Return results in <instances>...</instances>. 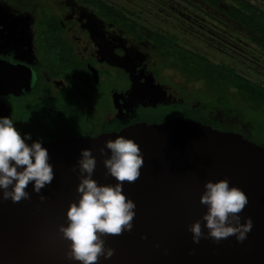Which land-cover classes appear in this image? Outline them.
<instances>
[{"label":"water","instance_id":"1","mask_svg":"<svg viewBox=\"0 0 264 264\" xmlns=\"http://www.w3.org/2000/svg\"><path fill=\"white\" fill-rule=\"evenodd\" d=\"M90 68L99 82L98 70ZM31 73L24 63L0 58V95L28 93ZM121 135L134 139L145 159L140 177L123 182L126 197L137 205L136 216L131 232L106 238V246L115 253L110 260L101 257L99 264H264V146L239 132L183 116L157 123L139 121L92 137L61 135L43 141L54 180L41 194L30 183L26 188L30 199L0 200V264H80L66 259L69 242L59 232V226L66 225L70 203L79 199L80 180L73 166L81 149L90 148L97 158L93 179L117 183L105 177V157L99 148ZM222 179L246 193L249 203L240 215L251 217L253 228L243 243L235 236L219 244L203 238L194 243L188 228L207 211L200 203L204 184ZM40 195L46 199L41 201Z\"/></svg>","mask_w":264,"mask_h":264},{"label":"trees","instance_id":"2","mask_svg":"<svg viewBox=\"0 0 264 264\" xmlns=\"http://www.w3.org/2000/svg\"><path fill=\"white\" fill-rule=\"evenodd\" d=\"M15 6L23 7L33 13L35 29L34 44L38 55L39 64L36 65L38 76L45 70L55 76L65 78L68 89L59 92V99L67 100L78 105L75 116L70 117L66 112L44 118L38 111L16 103L23 98L9 94L7 101L11 104V118L17 130L29 131L37 129L42 134V141H47L61 135H82L92 137L102 132L118 131L121 128L139 121L148 123L162 122L175 116L185 119L202 121L215 128L223 129L219 119L208 120L201 107L191 105L192 101L199 100L202 105L209 107L231 108L234 102H242L252 108L264 111V84L255 82L239 73L234 67L226 63L214 62L209 56L194 53L178 45L179 37L162 32H150L142 35L138 21L129 12L117 10L104 0H77L80 4L89 6L95 13L110 21L121 23L129 32L141 38L153 41L164 50L165 60L160 64L163 67H174L181 71L189 82H204L200 93L209 94L211 99H201L194 93L187 94L186 98H176L169 102H159L154 106H140L129 121L123 123L120 118H106L105 115L113 112L111 91L116 83L121 88H127L130 81L117 71L116 76L105 72L107 79H112V84L105 81L96 83L86 61L81 60L74 50V46L65 37L58 14L51 12L49 0H6ZM212 6L215 10L226 14L236 23L243 25L251 31L252 40L264 50V10L257 7L249 0H201ZM142 33V34H141ZM158 76V70H155ZM42 78V77H41ZM41 87L34 91L37 94ZM223 91L219 94L218 91ZM233 90V91H232ZM203 95V94H202ZM44 102V101H43ZM49 102V101H45ZM132 114V113H130ZM264 146V141L258 142Z\"/></svg>","mask_w":264,"mask_h":264},{"label":"rangeland","instance_id":"3","mask_svg":"<svg viewBox=\"0 0 264 264\" xmlns=\"http://www.w3.org/2000/svg\"><path fill=\"white\" fill-rule=\"evenodd\" d=\"M117 10L129 12L138 21L142 35L150 32H162L179 37L178 45L194 53L209 56L216 63H226L234 67L247 78L264 84V50L251 38V31L236 23L226 14L215 10L201 0H104ZM236 4L235 1L226 0ZM264 10V0H249ZM51 12L60 14L67 21L69 35L79 45L80 55H94L97 61L108 58L109 52L115 50L123 54L125 61L138 64V76L145 69L148 80L144 76L140 80L145 84H135L137 93L131 97V104L143 91V97L149 98L152 104L169 102L176 98H186L187 94L211 99L209 94L200 93L204 82H189L185 76L174 67H163L165 52L153 41L141 38L129 32L121 23L105 20L96 15L89 6L80 4L77 0H49ZM0 16L5 22L18 25L27 38L31 37L33 13L23 7L15 6L6 0H0ZM89 34V35H88ZM88 36L91 39L89 44ZM30 39V38H29ZM116 64L115 60L110 61ZM118 64V63H117ZM102 69L104 65H97ZM128 68L131 64H127ZM146 66L147 68H144ZM158 70V77L151 70ZM112 79H105L112 84ZM151 86H148V83ZM113 85V84H112ZM143 85V86H142ZM233 91V90H232ZM219 94L223 91L219 90ZM203 94V95H202ZM207 107L199 100L191 102L194 107H201L208 120L219 119L224 130H232L243 134L251 141H264V111L234 102L231 108ZM113 115L119 112L112 113ZM4 114L0 113V117ZM110 116L109 114L106 115ZM21 135L30 133L32 140H42V134L37 129L29 131L18 130Z\"/></svg>","mask_w":264,"mask_h":264},{"label":"clouds","instance_id":"4","mask_svg":"<svg viewBox=\"0 0 264 264\" xmlns=\"http://www.w3.org/2000/svg\"><path fill=\"white\" fill-rule=\"evenodd\" d=\"M30 140L31 134L22 136L11 117H0V200L10 199L17 203L30 199L31 194L26 191L30 183L32 190L41 194L54 180L48 149L42 140L26 142ZM106 149L110 150V155ZM99 153L105 157V177L111 176L117 183L100 184L93 179L97 158L92 149H81L73 166L74 171L78 169L80 182L76 191L79 199L70 203L66 225L59 226L62 238L69 242L66 259L70 262L99 264L101 257L110 260L115 249L106 246V238L131 232L134 227L137 205L126 197L123 182H135L140 177L145 163L141 147L134 139L121 135L104 141ZM204 189L200 203L207 211L200 220L189 225L192 241L198 244L203 238L219 244L235 236L238 243H243L253 228L252 218L240 215L249 203L246 193L237 186H230L227 179L208 180ZM40 199L44 201L46 197L40 195ZM142 238L147 239L146 236Z\"/></svg>","mask_w":264,"mask_h":264},{"label":"flooded vegetation","instance_id":"5","mask_svg":"<svg viewBox=\"0 0 264 264\" xmlns=\"http://www.w3.org/2000/svg\"><path fill=\"white\" fill-rule=\"evenodd\" d=\"M58 15L60 17V21L62 22V26L65 29V37H67L71 44L74 46V50L81 58V60L86 61L90 72L92 71L90 66H93L98 70L97 72L99 73V82L105 81V79H107L105 72H109L110 74L116 76L118 74V70L122 71L123 75H125L126 78L130 81L129 86L127 88H121L120 83H116L115 87H113L112 89L110 88L111 98L113 102L112 108H114V111L107 113L110 116L107 117L106 114V118L112 119L117 117L120 118L123 123H126L129 121L131 115L132 117L134 116L135 111H137V108H139L140 106L148 107L154 106L158 103L156 102L152 104V102L149 101V98H144L142 96L143 91H141L138 94L139 96L137 100H135L128 106V101L130 102L131 97L137 93V88H135V84L146 85V80L149 81L147 76L148 74L145 69L141 71L142 75L138 76L136 73L138 71V64L132 61H125L122 57L123 54L117 50H115V53L109 52V54L107 55L108 58H104L100 61H97L94 55H80L78 51L79 45L69 35L70 27L68 26L67 21L62 17V15ZM2 19L3 18H1L0 16V58L8 60L14 64L24 63L32 69L31 90L28 93L20 96L11 94L17 98H23V100H19L16 103V106L20 109L21 106L25 105V107L30 108V111H38V114H41L42 117L46 119L53 117V115H61L64 112L70 115V117L75 116L78 110V105L70 102V100L64 101L61 98L59 99V92L63 91V89H68V84L65 78L55 76L45 70L41 71L39 76L37 74L38 72L36 71V65L39 64V59L36 53V46L34 44L35 29L33 25L31 37H29V39L27 38L28 36L26 35L25 31L18 25H12ZM91 39L92 38L88 36V42L90 45L92 42ZM112 60H115L116 64L110 62ZM98 63L100 65H104V67H102L101 69L97 66ZM128 63L131 64L130 68H128L127 66ZM144 68L147 67L144 66ZM155 70L157 69H152L151 72L152 75H154V77L156 78L158 76L155 74ZM91 73L93 76V72ZM141 76H144V83L142 80H140ZM39 86L41 87V90L37 94H35L34 91ZM148 86L151 85L148 83ZM8 95L9 94L0 95V113L4 114V116L11 117L12 108L11 104L7 101ZM45 101L49 102L45 103ZM114 112H119V114L113 115L112 113Z\"/></svg>","mask_w":264,"mask_h":264}]
</instances>
